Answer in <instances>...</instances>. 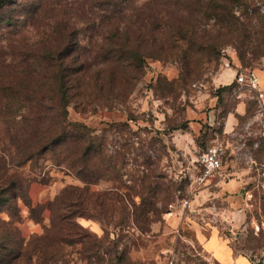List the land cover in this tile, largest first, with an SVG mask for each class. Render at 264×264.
<instances>
[{"label": "rangeland", "instance_id": "rangeland-1", "mask_svg": "<svg viewBox=\"0 0 264 264\" xmlns=\"http://www.w3.org/2000/svg\"><path fill=\"white\" fill-rule=\"evenodd\" d=\"M100 1L22 0L17 4L14 25L0 24V69L9 68L12 55L20 54V50L33 53V50L58 44L63 34L69 32L64 30L66 25L78 29L76 36L83 44L101 43L110 27L107 19L102 22L105 6L111 5H106L107 0ZM144 1L136 0V3L140 5ZM248 14L261 16L254 19L257 24L254 28L241 29V32L260 37L253 43L242 39L224 46L221 57L209 63L195 81L183 84L176 62L149 58L144 77L124 105L88 112L69 107L70 120L84 122L98 132L115 123L129 122L130 127L119 131L110 129L106 133L110 152L121 151L126 157L122 186L108 179L93 187L106 192V202L112 205L107 206L109 221H120V195L136 193L139 181L135 178H140L147 170L158 187L160 208L168 206V212L159 220L150 225L142 222L143 227L149 226L148 230L134 224L133 209L120 229H112L117 233L119 245L127 248L129 257L136 263L218 264L199 239L216 231L228 240L236 253L247 255L255 264H264V107L256 92L245 89L248 113L238 118V125L231 133V148L226 149L223 156V171L230 172L231 178L241 182L237 193H202L201 186L191 184V177L201 172L200 156L220 137L218 127L203 122V130L195 136L191 146H187L189 141H186L181 149L182 145L178 143L181 140L179 134L189 127V115H194L195 111L209 113L218 108L220 124L217 126H221L223 117L236 103L231 99V90L239 92L245 88L236 81L229 87H222L231 81L228 69H233L237 78L241 72L264 67V56L256 57L260 48L264 54V4L254 0L237 11L243 18ZM93 20L97 25L92 27ZM240 54L244 55L245 61L241 60ZM222 74L225 77L218 83L216 80ZM159 79L166 82L160 85ZM218 94L221 101L211 103V97ZM181 125H186V129H174ZM4 128L0 120V191L13 179L27 188L31 204L18 201L19 215L15 218V226L28 240L42 235L51 225L50 202L67 185H82V182L67 167L48 157L17 166L16 149ZM223 140L227 145V139ZM182 199L190 200V207L182 208ZM139 200L135 197L136 202ZM1 206H5L3 202H0ZM31 208L37 209L35 213ZM0 215L9 220L7 212ZM78 222L99 236L104 234L102 221L98 219L79 217ZM71 251L72 264H86L76 249Z\"/></svg>", "mask_w": 264, "mask_h": 264}, {"label": "trees", "instance_id": "trees-1", "mask_svg": "<svg viewBox=\"0 0 264 264\" xmlns=\"http://www.w3.org/2000/svg\"><path fill=\"white\" fill-rule=\"evenodd\" d=\"M253 1L145 0L137 5L136 0H107L111 6H105L102 22L108 20L110 27L101 43L83 44L76 36L78 29L66 25L64 30L69 32L58 44L12 55L11 66L0 69V120L16 149L17 166L48 157L67 167L82 185H67L50 202L51 225L28 240L15 226L18 201L31 204L28 190L16 179L5 186L0 191V202L5 205L0 214L7 212L9 220L0 215V264H72L73 249L86 264H139L119 245L112 229H120L133 209L134 224L148 230L142 222L150 225L159 220L168 206L160 208L158 187L147 170L138 179L131 175L139 181V190L120 195V221H109L106 192L93 187L108 179L122 186L126 157L121 151L110 152L106 133L130 127L129 122L98 132L84 122L70 120L69 107L88 112L124 105L144 77L149 58L176 62L182 83L195 81L209 63L221 57L224 46L242 39L253 43L260 37L243 34L241 29L254 28V19L261 15L253 12L246 19L237 15L239 8ZM21 2L0 0L1 25H14ZM96 25L93 20L92 27ZM262 56L260 48L256 57ZM240 58L245 61L243 54ZM164 82L159 79L160 85ZM174 129H186V125ZM36 210L31 208L33 213ZM79 217L102 221L104 234L89 231L78 222Z\"/></svg>", "mask_w": 264, "mask_h": 264}, {"label": "crops", "instance_id": "crops-1", "mask_svg": "<svg viewBox=\"0 0 264 264\" xmlns=\"http://www.w3.org/2000/svg\"><path fill=\"white\" fill-rule=\"evenodd\" d=\"M256 72L259 77V89L264 91V67L258 69ZM227 73V75L231 78V81L227 84H222V87H229V85H232V83L236 81V74L233 69H228ZM222 77H225V75L222 74L217 78L216 81L218 83H222ZM219 89L222 88L219 87ZM245 89L246 87L243 88V90L241 88L239 92L231 90V99L236 103L233 105L231 110L227 111L225 117H223L221 126H217L218 124H220L219 117L217 116V112L219 113L220 111L218 108L212 110L209 113L203 111H195L194 115H189L188 129L179 134L181 140H178V143H181V149L184 148L186 141H189L190 144H187V146H191L192 143L195 142V136L200 134V132L203 130V122L209 123V125L214 128L218 127L219 136L222 139H227L226 149L231 148V133L235 131L236 126L238 125V118L245 116L248 113L249 109ZM217 101H221L220 94L211 97V103H216ZM259 102L264 107V98L262 99V101L259 100ZM195 161L196 160H193V162ZM191 184L201 186L202 193L220 192L228 193L229 195H231L237 193L238 190L241 189V182L237 178H231V173H228L227 171L224 172L223 169L220 176L211 178L203 184H196L193 181H191ZM215 187H218L219 189H215ZM199 239L202 242L205 250L213 256L218 264H255L254 261H252L247 255L236 253L228 240H226L224 237H221L216 231H211L207 236L202 235L199 237Z\"/></svg>", "mask_w": 264, "mask_h": 264}, {"label": "built area", "instance_id": "built-area-1", "mask_svg": "<svg viewBox=\"0 0 264 264\" xmlns=\"http://www.w3.org/2000/svg\"><path fill=\"white\" fill-rule=\"evenodd\" d=\"M236 81L239 85L257 92V97L260 101H262L264 98V91L259 89V77L256 70H247V72H241L237 76ZM225 152V141L218 137L214 143L208 147L207 151H205L200 156L198 161L201 164V172L196 176H192V181L196 184H203L211 178L220 176L222 174L223 156ZM181 205L182 208L190 207V200L182 199ZM171 208H173L172 204ZM257 231H260L259 227H257Z\"/></svg>", "mask_w": 264, "mask_h": 264}]
</instances>
